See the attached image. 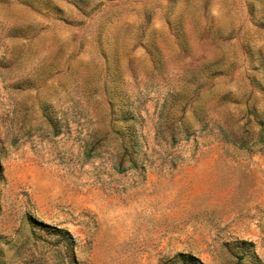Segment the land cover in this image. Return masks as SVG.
Wrapping results in <instances>:
<instances>
[{
  "label": "rangeland",
  "instance_id": "1",
  "mask_svg": "<svg viewBox=\"0 0 264 264\" xmlns=\"http://www.w3.org/2000/svg\"><path fill=\"white\" fill-rule=\"evenodd\" d=\"M261 138L264 0H0V264H264Z\"/></svg>",
  "mask_w": 264,
  "mask_h": 264
},
{
  "label": "trees",
  "instance_id": "2",
  "mask_svg": "<svg viewBox=\"0 0 264 264\" xmlns=\"http://www.w3.org/2000/svg\"><path fill=\"white\" fill-rule=\"evenodd\" d=\"M56 133H59V130L56 131ZM260 141H263L264 142V138H261ZM56 231L64 239H67V238L68 239H71L72 238L71 235H70V233L67 230H65V229L57 228ZM243 243H246V242L244 241ZM183 257L185 259H187V260H190V262L193 263V264H195V263L196 264H201V262L198 259L194 258L191 255H185Z\"/></svg>",
  "mask_w": 264,
  "mask_h": 264
}]
</instances>
